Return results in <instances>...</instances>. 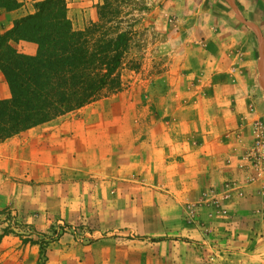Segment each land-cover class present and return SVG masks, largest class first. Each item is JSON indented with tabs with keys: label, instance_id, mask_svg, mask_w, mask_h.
<instances>
[{
	"label": "rangeland",
	"instance_id": "obj_1",
	"mask_svg": "<svg viewBox=\"0 0 264 264\" xmlns=\"http://www.w3.org/2000/svg\"><path fill=\"white\" fill-rule=\"evenodd\" d=\"M18 1L11 11L0 8V32L37 0ZM66 1L74 28L99 20L104 0ZM175 2L114 3L133 38L116 81L99 97H114L116 121L104 116L114 137L95 172L75 176L24 161L18 140L0 142V264H229L215 244L229 226L230 192L199 183L198 171L178 164L179 157L191 163L190 151L176 155L161 144L206 78L198 60L188 63L191 30L179 26L188 11ZM8 91L0 73V96Z\"/></svg>",
	"mask_w": 264,
	"mask_h": 264
},
{
	"label": "crops",
	"instance_id": "obj_2",
	"mask_svg": "<svg viewBox=\"0 0 264 264\" xmlns=\"http://www.w3.org/2000/svg\"><path fill=\"white\" fill-rule=\"evenodd\" d=\"M175 1L188 11L179 21L191 30L188 63L198 60L206 78L197 84L201 93L191 109L175 115L179 127L161 144L174 147L176 155L190 151L191 163L179 157L178 164L198 171L199 183L225 185L230 192L229 226L215 244L229 264H264V0ZM17 47L27 54L36 49L24 41ZM8 96L9 91L0 98ZM114 100L97 99L5 141L18 140V159L75 176L95 172L114 137L104 119L111 112L116 121Z\"/></svg>",
	"mask_w": 264,
	"mask_h": 264
},
{
	"label": "trees",
	"instance_id": "obj_3",
	"mask_svg": "<svg viewBox=\"0 0 264 264\" xmlns=\"http://www.w3.org/2000/svg\"><path fill=\"white\" fill-rule=\"evenodd\" d=\"M116 1L104 0L99 20L76 29L66 0H37L32 12L0 32V72L9 90L0 98V142L75 112L116 81L133 38L132 23L120 26ZM20 5L0 0L5 11ZM20 41L35 44V52L19 50Z\"/></svg>",
	"mask_w": 264,
	"mask_h": 264
},
{
	"label": "built area",
	"instance_id": "obj_4",
	"mask_svg": "<svg viewBox=\"0 0 264 264\" xmlns=\"http://www.w3.org/2000/svg\"><path fill=\"white\" fill-rule=\"evenodd\" d=\"M216 202V201H215ZM224 212H225V210H224Z\"/></svg>",
	"mask_w": 264,
	"mask_h": 264
}]
</instances>
